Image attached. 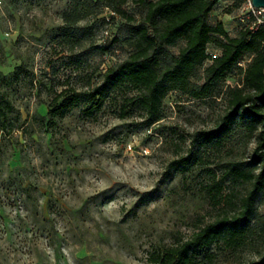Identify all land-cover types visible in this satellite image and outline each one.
Masks as SVG:
<instances>
[{
  "label": "rangeland",
  "instance_id": "rangeland-1",
  "mask_svg": "<svg viewBox=\"0 0 264 264\" xmlns=\"http://www.w3.org/2000/svg\"><path fill=\"white\" fill-rule=\"evenodd\" d=\"M236 1L221 0L210 19L223 21L231 36L247 21ZM77 7L81 0H0V96L13 106L6 126L0 116V264H153L154 252L216 214L203 190L213 165L172 174L168 167L196 150L195 134L214 125L239 76L208 101L171 92L152 126L140 110L120 118L133 94L127 89L112 92L92 117L81 103L51 119L56 91L87 89L130 52L127 24L110 10L66 26L64 13ZM208 52L220 54L213 45ZM254 147L241 140L239 158L246 161ZM257 214H264V192ZM252 239L235 255L220 239L190 256L194 264H247L264 251Z\"/></svg>",
  "mask_w": 264,
  "mask_h": 264
},
{
  "label": "trees",
  "instance_id": "trees-1",
  "mask_svg": "<svg viewBox=\"0 0 264 264\" xmlns=\"http://www.w3.org/2000/svg\"><path fill=\"white\" fill-rule=\"evenodd\" d=\"M220 1L81 0V7L64 13L66 26H73L94 13L112 11L127 24L124 43L130 52L100 72L87 89L56 91L48 112L51 119L65 117L81 103L84 115L92 117L112 92L127 89L133 94L124 98L120 118L140 110L143 124L152 126L162 119L163 101L171 92L208 101L221 92L220 85L229 76L240 78L237 84L227 86V105L214 125L195 134L196 150L168 167L172 174L194 165L214 166L209 169L211 182L203 186L216 211L214 219L189 237H176L173 244L154 252L150 256L153 264H194L192 251L211 247L220 239L234 255L253 244L256 235L264 248V214H257L258 199L264 192V26L251 29L253 19H248L231 36L223 21H210ZM245 1L237 0L236 6L242 7ZM130 5L140 17L129 10ZM209 45L220 54L212 56ZM12 111V103L0 96L4 126ZM241 140L247 148L255 143L246 161L236 151ZM228 183L240 185L242 190H229ZM247 264H264V251Z\"/></svg>",
  "mask_w": 264,
  "mask_h": 264
},
{
  "label": "built area",
  "instance_id": "built-area-1",
  "mask_svg": "<svg viewBox=\"0 0 264 264\" xmlns=\"http://www.w3.org/2000/svg\"><path fill=\"white\" fill-rule=\"evenodd\" d=\"M242 21L253 19L251 29H258L264 26V8L254 7L252 0H246L241 7V18Z\"/></svg>",
  "mask_w": 264,
  "mask_h": 264
},
{
  "label": "water",
  "instance_id": "water-1",
  "mask_svg": "<svg viewBox=\"0 0 264 264\" xmlns=\"http://www.w3.org/2000/svg\"><path fill=\"white\" fill-rule=\"evenodd\" d=\"M254 7L264 8V0H252Z\"/></svg>",
  "mask_w": 264,
  "mask_h": 264
}]
</instances>
